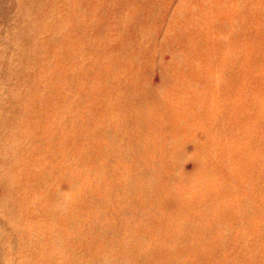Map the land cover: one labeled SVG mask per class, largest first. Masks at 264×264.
<instances>
[{
	"label": "bare ground",
	"instance_id": "6f19581e",
	"mask_svg": "<svg viewBox=\"0 0 264 264\" xmlns=\"http://www.w3.org/2000/svg\"><path fill=\"white\" fill-rule=\"evenodd\" d=\"M189 1L0 0V264H264V0Z\"/></svg>",
	"mask_w": 264,
	"mask_h": 264
},
{
	"label": "rangeland",
	"instance_id": "374dc122",
	"mask_svg": "<svg viewBox=\"0 0 264 264\" xmlns=\"http://www.w3.org/2000/svg\"><path fill=\"white\" fill-rule=\"evenodd\" d=\"M256 1L259 2L260 0H256ZM254 3H252L250 1V5H252ZM196 4H197L196 0H191L188 2L189 6L196 5ZM173 9L177 10L175 7H173ZM241 19H243V18H241L240 16L239 17L237 16V18L234 17L233 19H231V30L232 31H235V28L237 26V21L239 22ZM1 22H2V16L0 17V29L2 27ZM244 28L246 29V33L248 35V38L246 39L247 44L249 46L251 45L253 47H255V45L256 46L260 45V44H257L258 41H256V38L260 39L261 37H259V36L261 34V31L264 30V13L259 12V10L255 7H249L248 14H246V21H245ZM236 37H237L236 34H234L233 39H235ZM139 44H140L139 41H135L132 44V46L128 49L126 54L122 55V57H123L122 63L126 62V64H127V62H128L127 59H129V58H130L129 59L130 61H132V62L135 61V64L138 63L136 61V59L138 57L134 56L132 54L139 53L140 55H143L144 49H140ZM152 50H153V52H155V50L153 48H152ZM162 54H163L162 55L163 60H169L171 57V54L168 52V50L164 49V52H162ZM151 56H152V63H148L147 67L145 68V71L149 73L148 82H149V80H152L155 84H157L159 82V78H160V72H159L160 66L158 63L155 64V62L157 61V58H156V56H154V53ZM254 73H256L258 75H262L263 70H260V71L254 72ZM231 138H232V136H231ZM184 166H185L186 171L196 170V164H195L194 160L190 157H187V160H185V162H184Z\"/></svg>",
	"mask_w": 264,
	"mask_h": 264
}]
</instances>
